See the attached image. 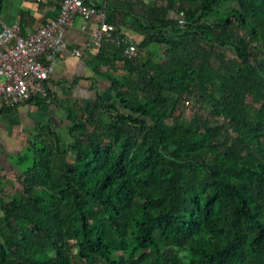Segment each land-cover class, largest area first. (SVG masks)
Here are the masks:
<instances>
[{
  "label": "trees",
  "instance_id": "trees-1",
  "mask_svg": "<svg viewBox=\"0 0 264 264\" xmlns=\"http://www.w3.org/2000/svg\"><path fill=\"white\" fill-rule=\"evenodd\" d=\"M116 1L105 21L125 38L130 16L139 53L102 40L110 99L10 154L0 264H264V0Z\"/></svg>",
  "mask_w": 264,
  "mask_h": 264
},
{
  "label": "crops",
  "instance_id": "crops-1",
  "mask_svg": "<svg viewBox=\"0 0 264 264\" xmlns=\"http://www.w3.org/2000/svg\"><path fill=\"white\" fill-rule=\"evenodd\" d=\"M84 1L95 4L101 10H103L101 7L105 6V0ZM128 1L127 8L131 12L140 13L144 6L154 0ZM60 4L61 0H3L0 22L18 23L21 33L27 34L35 31L48 19L57 16ZM108 5L115 7L118 4L116 0H108ZM112 7L107 8L108 13L113 12ZM123 18L120 33L137 45L142 35L134 31L130 16L125 15ZM100 19L97 13L88 18L75 15L71 23L65 27L61 57L46 80L48 90L46 99L30 100L0 112V174H3L2 170L7 169L3 159H9L8 168H11L10 154L21 152L30 144L32 130L37 123L50 122L58 126L66 122L64 107L84 106L97 94L110 99L111 88L108 80L93 70L92 62L98 49L86 46L80 55L72 54L75 48L83 46L88 40L91 30L99 24ZM149 48L158 53L163 50L161 45H152Z\"/></svg>",
  "mask_w": 264,
  "mask_h": 264
},
{
  "label": "built area",
  "instance_id": "built-area-1",
  "mask_svg": "<svg viewBox=\"0 0 264 264\" xmlns=\"http://www.w3.org/2000/svg\"><path fill=\"white\" fill-rule=\"evenodd\" d=\"M94 13L101 18L99 24L91 30L83 46L75 48L72 54L80 55L86 46L98 49L106 39L123 45L126 57H136L137 45L113 34L114 28L105 21L104 11L84 0H61L57 16L27 34L21 33L18 23L0 22V112L28 102L33 95L45 98L46 80L61 57L65 27L75 15L88 18Z\"/></svg>",
  "mask_w": 264,
  "mask_h": 264
},
{
  "label": "rangeland",
  "instance_id": "rangeland-1",
  "mask_svg": "<svg viewBox=\"0 0 264 264\" xmlns=\"http://www.w3.org/2000/svg\"><path fill=\"white\" fill-rule=\"evenodd\" d=\"M219 55L220 58L222 57L224 59L223 65L227 66V67H232L234 66V64H236V60L234 59V57L232 56L230 51H222V50H217L216 51ZM3 162L5 164V167L7 169L2 170L1 172L3 174H1L2 176H4V179L9 183V185H13L15 187H17V182H16V177L14 173V169L13 168H8L9 167V159L8 158H4Z\"/></svg>",
  "mask_w": 264,
  "mask_h": 264
},
{
  "label": "water",
  "instance_id": "water-1",
  "mask_svg": "<svg viewBox=\"0 0 264 264\" xmlns=\"http://www.w3.org/2000/svg\"><path fill=\"white\" fill-rule=\"evenodd\" d=\"M1 6H2V0H0V10H1Z\"/></svg>",
  "mask_w": 264,
  "mask_h": 264
}]
</instances>
